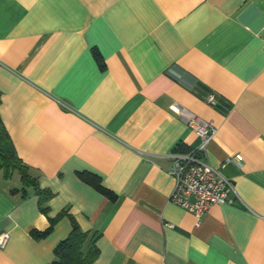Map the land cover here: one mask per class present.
I'll return each mask as SVG.
<instances>
[{
  "label": "crops",
  "instance_id": "crops-1",
  "mask_svg": "<svg viewBox=\"0 0 264 264\" xmlns=\"http://www.w3.org/2000/svg\"><path fill=\"white\" fill-rule=\"evenodd\" d=\"M181 106L215 125L207 161L240 159L199 218L170 200L171 153L201 142ZM0 117L53 193L43 212L0 170V264H48L72 218L92 264H264V0H0Z\"/></svg>",
  "mask_w": 264,
  "mask_h": 264
},
{
  "label": "built area",
  "instance_id": "built-area-1",
  "mask_svg": "<svg viewBox=\"0 0 264 264\" xmlns=\"http://www.w3.org/2000/svg\"><path fill=\"white\" fill-rule=\"evenodd\" d=\"M206 101L214 104L212 94H208ZM179 115L187 125L197 133L201 142L195 148L171 153L172 164L169 172L174 177V187L170 194V200L200 217L213 203L230 202V193H234L232 180L227 177L221 168L229 160L240 164L236 155L231 159L214 165L205 159L206 142L215 131V125L211 120L204 119L184 107H180ZM164 225L172 226L165 222ZM8 239V233H0V247H3Z\"/></svg>",
  "mask_w": 264,
  "mask_h": 264
},
{
  "label": "trees",
  "instance_id": "trees-1",
  "mask_svg": "<svg viewBox=\"0 0 264 264\" xmlns=\"http://www.w3.org/2000/svg\"><path fill=\"white\" fill-rule=\"evenodd\" d=\"M96 58L101 62L98 52L94 51ZM179 150H184L182 147ZM0 170L9 177L14 171L20 175V181L25 185H32L38 193V205L43 212L47 211L45 203L52 196V192L40 188L34 177L29 173L27 165L18 156L10 135L0 117ZM84 181L104 194L109 200L116 199V193L101 182V179L90 172H79ZM65 213L61 210L51 218L50 225L44 230H33L35 237H41L50 232L53 221ZM100 235L97 230H82L72 218L71 229L53 248L54 259L48 264H92L99 254L96 241Z\"/></svg>",
  "mask_w": 264,
  "mask_h": 264
}]
</instances>
